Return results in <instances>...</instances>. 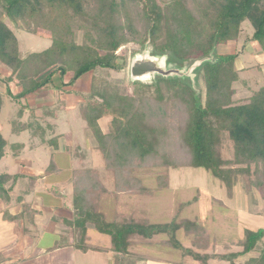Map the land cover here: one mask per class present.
Listing matches in <instances>:
<instances>
[{
    "label": "trees",
    "instance_id": "1",
    "mask_svg": "<svg viewBox=\"0 0 264 264\" xmlns=\"http://www.w3.org/2000/svg\"><path fill=\"white\" fill-rule=\"evenodd\" d=\"M6 21L31 35L49 34L50 46L23 58ZM244 22L252 26L251 41L264 53V0H0V64L11 70L21 86L49 69L47 55L64 59L61 67L19 97L48 85L62 89L52 84L55 73L60 77L71 73L68 83H62L69 86L91 75L83 96L88 106H80L81 118L92 129L105 170L115 175V194L102 187L95 169L83 164L72 173L73 211L74 219L92 218L94 230L109 237L112 264H137L139 260L129 252L130 239L149 240L158 234L167 236L164 246L179 250L195 264L211 260L264 264L263 230L245 231L235 244L241 249L237 253L208 255L198 252L201 241L187 249L176 239V232L184 228L187 234L206 240L210 231L196 223L194 228L189 227L191 222L176 219L168 224L140 223L127 215L108 222L91 202L100 191L112 196L121 192L151 196L152 190L134 184L135 170L142 167L165 169L158 174L160 189L168 187L166 169L203 168L222 183L228 199L239 175H254L250 184L264 195V87L243 103L234 101L237 55L214 52L219 45L235 42ZM76 32L82 33L81 44L75 43ZM128 43L137 44L141 55L150 49L147 54L163 59L166 69L196 65L193 77L154 75L149 85L129 78L124 86L133 88L131 94L111 88L96 77L98 70H122L116 52ZM1 106L0 96V110ZM106 117L112 119L108 133H103L95 123ZM225 138L233 145L232 160L221 156ZM5 146L0 134V160ZM4 178L12 177L0 175V182ZM192 202L182 204L176 215ZM248 254L256 256L236 262Z\"/></svg>",
    "mask_w": 264,
    "mask_h": 264
},
{
    "label": "rangeland",
    "instance_id": "2",
    "mask_svg": "<svg viewBox=\"0 0 264 264\" xmlns=\"http://www.w3.org/2000/svg\"><path fill=\"white\" fill-rule=\"evenodd\" d=\"M6 23L16 36L23 58L30 53L41 52L50 46L49 34L41 32L31 35L18 25L13 26L9 21ZM253 31L248 22L242 23L238 39L235 42L219 45L214 51L216 55H237L234 70L238 74V81L233 85L236 90L233 100L238 103L245 102L261 87H264V53L256 42L251 41ZM74 37L75 43L81 44L82 33L76 32ZM149 51L150 49L147 50V53ZM116 55V62L123 64V69L119 71L98 70L100 72L96 77L108 83L111 88L118 87L121 93L131 94L133 88L125 86L129 78L131 79L129 69L132 56H142L140 47L135 43H128L120 47ZM46 60L49 69L37 79H29L25 86L19 84V80L11 70L0 64V96L2 99L0 134L6 142L4 155L0 160V175L12 176L11 180L4 178L0 182L2 185L0 198L2 200L13 199V204H15L16 197L21 200H33L34 205L39 204L40 200L47 202L58 198L63 202L62 190L56 188V185L65 184V179L70 177L71 159L73 169L81 168L85 164L84 167L97 170L102 187L114 192L115 175L105 170L102 155L93 149L95 143L92 138V129L86 127V122L81 118V108L88 106V103H83L85 99L83 96L88 92L91 75H84L72 86H69L62 85V83H68L71 73H67L63 77H60L59 73H55L51 78L52 84L57 87L62 86V89L52 88L48 85L37 89L36 92L19 97L23 91L35 87L38 81L64 63L62 57L55 55H47ZM152 81V77H149L141 80L140 83L149 85ZM65 91H70L69 93L72 94L68 95ZM76 91L85 94H79L80 97H77L78 94L77 96L74 94ZM151 92L152 89L147 93ZM147 93L146 95H148ZM111 119V117H106L98 120L95 124L97 127L100 125L103 133H108ZM86 133H90L89 136ZM221 156L223 160L233 159V145L227 138L224 139L221 146ZM28 162L32 165L30 166ZM252 170H254V166L251 167ZM162 171L165 169L142 167L135 170L134 184L138 183L140 186L152 190L151 196L124 192L112 196L99 190V194H95L96 196L91 199L95 210L103 213L108 222L115 219L120 220L123 215H127L128 220H136L140 223L147 221L151 224H168L176 219L177 222L180 220L191 222L190 228H194L195 224L192 223H196L199 227L210 231L206 240L197 239L194 235L187 234L184 228H180L176 232V239L181 246L187 249H193V245L201 241L198 252L208 255L220 256L232 252L237 253L241 249L235 244L243 239L245 231H264V199H262L259 189L250 184V181L255 179L254 175L237 176L232 199H228L222 183L203 168L166 169L168 187L165 189L159 187L158 174ZM36 179L39 180L40 187H43L37 188L41 194L37 195L34 192L29 198L26 188L35 189L36 184L33 181ZM14 180L15 183H13ZM9 184L17 186L10 193L4 189ZM70 198L71 196H69ZM191 201L193 202L190 205L183 207L176 215V211L182 207V204ZM6 210L8 211L6 214L18 212L15 209L6 208ZM38 215L40 213L23 215L26 216L22 219L25 227H28L27 219L37 218ZM69 218L60 217L61 225L68 227L71 221L75 232L78 231V228L86 226L93 228L92 218ZM83 223L86 224L83 225ZM79 233L84 235L83 230ZM28 234L31 237L33 233L28 232ZM86 235L88 236L87 233ZM75 239L77 246L80 247V240H83L82 245L88 243L85 238L81 239L78 235ZM167 239L165 234L155 235L149 240L131 238L129 252L139 260L137 264H195L191 258L184 256L179 250L164 246L163 242ZM66 241V236H52L46 233L38 247L52 246L56 242L61 249H64L65 245L63 244ZM89 243L88 247H96L101 251L100 247L104 249L110 246V239L93 230ZM39 256L36 255V258L32 260H28L26 257L25 260L18 261V264H40ZM249 256L251 255L240 257L236 262L243 261ZM111 257L112 255L110 260ZM59 260L61 259L59 258ZM91 261L94 260L86 255L83 260H80V264H96ZM209 264L228 263L211 260Z\"/></svg>",
    "mask_w": 264,
    "mask_h": 264
},
{
    "label": "crops",
    "instance_id": "3",
    "mask_svg": "<svg viewBox=\"0 0 264 264\" xmlns=\"http://www.w3.org/2000/svg\"><path fill=\"white\" fill-rule=\"evenodd\" d=\"M65 92L68 95L72 94L69 93L70 91ZM74 94L75 96H77L78 94L77 97H80L79 94L84 93L76 91ZM100 129L102 131L101 127ZM89 134L90 133H86L87 136H89ZM93 149L94 151H96L95 146H93ZM70 163V177L68 179H65V184L63 183L61 185H56V188L62 190V193L64 195L63 202L60 201V199L57 197L58 199H51L47 202H42V200H40L39 204L34 205L33 200H21L16 197L15 204H13V199L7 198L6 200H2L0 198V264H18V261L25 260L26 257L28 258V260L35 259L36 255H40L38 259V262L40 264H80V260H83L86 255H88V257L94 260L91 262H94L96 264H112V259L110 260V256L112 255L110 246H107L104 249L100 247L101 251H99L100 249L93 250L92 247L87 246L90 245L89 242L94 228H92L91 226H86V230L83 233L84 235H86V233L88 234V236L86 235L84 238L89 244L87 243L86 245H82V243H80V247L77 246L75 238L77 235L80 236L81 233L76 231L78 232V234H76L74 227L71 226V221L68 227L65 225H61L62 220L59 219L60 217H70L69 219L74 218L73 185L71 182V178L73 171L78 170L80 168H72V159ZM28 164L30 166L32 165V163L30 162H28ZM6 176L12 177L8 174H6ZM33 182L36 184V187L34 186L35 189L31 190V188H26V193L28 194L29 198H31V194L34 192H36L37 195L41 194L38 192L37 189L40 187L39 180L36 179ZM16 187V184L15 186L13 184H9L6 189L10 193ZM41 188L43 187H40V189ZM69 196H71L70 199ZM261 197L262 199H264V195H261ZM56 202L57 204H55ZM6 208L15 209L18 212H16L15 214H6L8 212ZM24 209L27 211V213L22 214ZM31 213H40V215H38L37 218H32L31 220L27 219L26 223L28 227H25V224L22 222V219L26 216H29V214ZM28 232L33 233L31 237L29 236ZM34 233L36 234L34 235ZM46 233H49L52 236H66L67 241L65 242V244H63L65 245V248L62 247L64 249H61L59 244L56 242H54L52 246L38 247L41 245L40 240L44 237ZM6 238L8 239L7 241ZM248 255H251L249 257L256 256L255 254ZM59 258L62 261L59 260Z\"/></svg>",
    "mask_w": 264,
    "mask_h": 264
},
{
    "label": "water",
    "instance_id": "4",
    "mask_svg": "<svg viewBox=\"0 0 264 264\" xmlns=\"http://www.w3.org/2000/svg\"><path fill=\"white\" fill-rule=\"evenodd\" d=\"M196 65L190 66L187 70L166 69L163 59L144 54L140 57H134L131 61L129 73L133 81H141L146 78H151L154 75L161 77H189L192 78V71Z\"/></svg>",
    "mask_w": 264,
    "mask_h": 264
}]
</instances>
